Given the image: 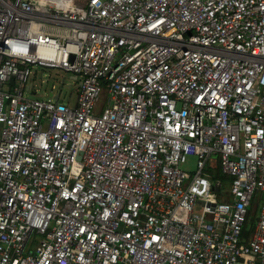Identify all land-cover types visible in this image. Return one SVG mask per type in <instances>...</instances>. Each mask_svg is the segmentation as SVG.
Masks as SVG:
<instances>
[{
    "label": "built area",
    "instance_id": "built-area-1",
    "mask_svg": "<svg viewBox=\"0 0 264 264\" xmlns=\"http://www.w3.org/2000/svg\"><path fill=\"white\" fill-rule=\"evenodd\" d=\"M0 264H264V0H0Z\"/></svg>",
    "mask_w": 264,
    "mask_h": 264
},
{
    "label": "rangeland",
    "instance_id": "rangeland-1",
    "mask_svg": "<svg viewBox=\"0 0 264 264\" xmlns=\"http://www.w3.org/2000/svg\"><path fill=\"white\" fill-rule=\"evenodd\" d=\"M32 71L33 74L29 81L34 84L36 92L33 94L31 91L28 95H35L38 98L46 99L51 90L54 92L59 90L61 80L64 78L61 88V97H64V100H66L68 96H74L77 83L70 77L68 72L59 68H41L39 66H34ZM101 100L100 98L99 102H101ZM195 162L196 157L194 155H186L185 159L179 162V167L187 171H192L195 169Z\"/></svg>",
    "mask_w": 264,
    "mask_h": 264
},
{
    "label": "water",
    "instance_id": "water-1",
    "mask_svg": "<svg viewBox=\"0 0 264 264\" xmlns=\"http://www.w3.org/2000/svg\"><path fill=\"white\" fill-rule=\"evenodd\" d=\"M54 98L57 99V100H59V98H58V94H56V95L54 96Z\"/></svg>",
    "mask_w": 264,
    "mask_h": 264
},
{
    "label": "trees",
    "instance_id": "trees-1",
    "mask_svg": "<svg viewBox=\"0 0 264 264\" xmlns=\"http://www.w3.org/2000/svg\"><path fill=\"white\" fill-rule=\"evenodd\" d=\"M225 179H226V178H225ZM225 179H224V180H225ZM225 181H226V180H225Z\"/></svg>",
    "mask_w": 264,
    "mask_h": 264
}]
</instances>
